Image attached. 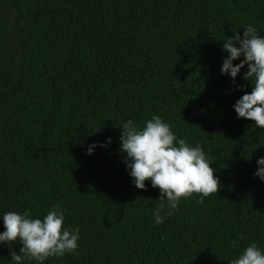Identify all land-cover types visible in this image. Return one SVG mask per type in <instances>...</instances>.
Returning <instances> with one entry per match:
<instances>
[{
    "label": "trees",
    "instance_id": "1",
    "mask_svg": "<svg viewBox=\"0 0 264 264\" xmlns=\"http://www.w3.org/2000/svg\"><path fill=\"white\" fill-rule=\"evenodd\" d=\"M249 24L264 35V0H0V214L59 204L80 230L77 253L44 264H230L264 248V130L233 109L253 85L247 67L235 86L220 71V41ZM153 114L220 181L162 224L160 190L137 189L120 152L119 126ZM21 247L0 245V264Z\"/></svg>",
    "mask_w": 264,
    "mask_h": 264
},
{
    "label": "clouds",
    "instance_id": "2",
    "mask_svg": "<svg viewBox=\"0 0 264 264\" xmlns=\"http://www.w3.org/2000/svg\"><path fill=\"white\" fill-rule=\"evenodd\" d=\"M243 30V36L235 31L233 36H225L220 41L227 53L220 71L230 76L235 86L236 78L247 67L243 79L253 87L250 93L244 92L233 109L237 119L253 121L256 128L264 130V35L251 24ZM244 87L239 85L236 90L243 92ZM119 128L122 130L120 152L126 156L124 162L133 185L147 190L145 182L150 181L152 188L160 190V203L153 211L156 224L171 217L182 199L198 194L203 203L210 195L217 194L220 181L203 147L192 146L186 139L177 137L161 116L153 114L142 127L128 119ZM110 143L108 138L106 143L88 145L86 154L92 155L96 147H107ZM256 163L253 175L264 182V157H259ZM0 218L4 227L0 245L10 246L17 241L22 244L19 254L10 253L11 264H25V261L44 264L50 257L62 258L79 251V227L65 224V214L59 204L52 205L42 218L33 217L27 209L3 212ZM230 264H264V248L251 242L230 259Z\"/></svg>",
    "mask_w": 264,
    "mask_h": 264
}]
</instances>
